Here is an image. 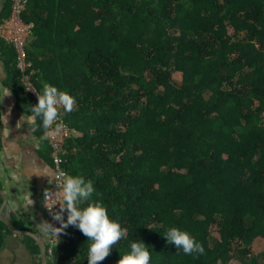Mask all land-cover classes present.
Returning <instances> with one entry per match:
<instances>
[{
  "label": "trees",
  "instance_id": "16d2710c",
  "mask_svg": "<svg viewBox=\"0 0 264 264\" xmlns=\"http://www.w3.org/2000/svg\"><path fill=\"white\" fill-rule=\"evenodd\" d=\"M22 17L34 24L40 92L51 84L77 101L60 112L72 130L68 176L91 179L92 200L127 229L99 264H116L138 239L153 247L152 264H264L254 250L264 238V0H29ZM0 48L6 84L33 115L14 45ZM173 226L204 254L167 243ZM64 231L49 264H88L90 241ZM12 234L0 218V252Z\"/></svg>",
  "mask_w": 264,
  "mask_h": 264
},
{
  "label": "crops",
  "instance_id": "0c3cea01",
  "mask_svg": "<svg viewBox=\"0 0 264 264\" xmlns=\"http://www.w3.org/2000/svg\"><path fill=\"white\" fill-rule=\"evenodd\" d=\"M8 2L0 0V13ZM8 78L0 48V184L8 195L14 224L16 220L22 223V227L15 224L17 227L49 239L43 195L54 177L51 147L46 135H39L36 117L19 107L17 96L6 84ZM5 91L10 94L4 95ZM2 203L0 200V208ZM33 247L22 236H8L0 264H43Z\"/></svg>",
  "mask_w": 264,
  "mask_h": 264
},
{
  "label": "clouds",
  "instance_id": "9594fccd",
  "mask_svg": "<svg viewBox=\"0 0 264 264\" xmlns=\"http://www.w3.org/2000/svg\"><path fill=\"white\" fill-rule=\"evenodd\" d=\"M8 94L10 93L5 91L4 95ZM76 103V98L70 91L46 84L43 93H38V103L32 105L30 111L48 129L58 121L61 108L65 113H70ZM56 126L59 129L60 124L56 123ZM62 191V205L57 213L51 215L53 222H59V231L52 224L47 226L48 230L58 235L69 226L78 228L87 237V241H90L87 249L88 264H99L109 256L112 246L127 236V229L122 226L118 217L110 215L103 202L92 200L95 186L91 179L80 175L66 176ZM163 235L167 243L174 244L177 251L182 249L185 255H202L205 252L204 246L186 229L173 226ZM153 250L144 240H135L116 264H152Z\"/></svg>",
  "mask_w": 264,
  "mask_h": 264
},
{
  "label": "built area",
  "instance_id": "2783aa9c",
  "mask_svg": "<svg viewBox=\"0 0 264 264\" xmlns=\"http://www.w3.org/2000/svg\"><path fill=\"white\" fill-rule=\"evenodd\" d=\"M29 0H12V10L9 17L0 23V39L13 44L17 53V65L22 74V83L25 89L31 94L36 103H38V93H41L34 78V72L31 71L33 66L29 59L28 41L32 36L33 23H26L23 20L22 14L27 9ZM38 92V93H37ZM42 94V93H41ZM62 108L59 110L61 112ZM56 123L60 124L57 129ZM45 134L51 147V157L54 164L53 181L46 187L44 191L43 205L47 215L48 224H52L53 228L59 231V222L52 221V214L59 211L63 202L62 186L68 171L64 167L65 161V144L66 140L71 136L72 130L65 120L58 117L55 122L48 129H45ZM66 213H64V218ZM65 230V229H64ZM55 235L51 231L50 240L47 247V254L53 257L55 247L60 243L61 239L65 237V231Z\"/></svg>",
  "mask_w": 264,
  "mask_h": 264
},
{
  "label": "water",
  "instance_id": "95a60500",
  "mask_svg": "<svg viewBox=\"0 0 264 264\" xmlns=\"http://www.w3.org/2000/svg\"><path fill=\"white\" fill-rule=\"evenodd\" d=\"M0 196L3 199V203L0 208L1 220L7 225V227L9 228V230H11L12 233L22 237L25 236L32 237L37 242V244L41 249L40 258L42 259L43 264H49L48 255H47V243L44 239V236L42 234H39L31 230L19 228L14 224L12 217V210H11L12 208L9 203L8 195L1 186V184H0Z\"/></svg>",
  "mask_w": 264,
  "mask_h": 264
},
{
  "label": "rangeland",
  "instance_id": "374dc122",
  "mask_svg": "<svg viewBox=\"0 0 264 264\" xmlns=\"http://www.w3.org/2000/svg\"><path fill=\"white\" fill-rule=\"evenodd\" d=\"M174 77H175V81L178 84H181L182 80H183V72L182 71L176 72ZM214 233L217 235L216 229H214ZM254 250H255L256 254H258V255L262 254V252L264 251V238L258 237L255 240ZM230 264H239V263L236 260H232Z\"/></svg>",
  "mask_w": 264,
  "mask_h": 264
},
{
  "label": "flooded vegetation",
  "instance_id": "af4514ba",
  "mask_svg": "<svg viewBox=\"0 0 264 264\" xmlns=\"http://www.w3.org/2000/svg\"><path fill=\"white\" fill-rule=\"evenodd\" d=\"M44 239H45V238H44ZM47 239H48V237L45 239L46 243L48 242V240H47Z\"/></svg>",
  "mask_w": 264,
  "mask_h": 264
}]
</instances>
